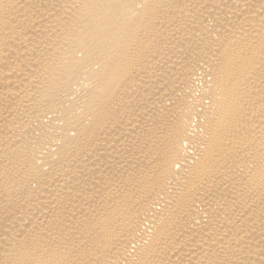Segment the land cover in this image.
Listing matches in <instances>:
<instances>
[{
	"label": "bare ground",
	"instance_id": "6f19581e",
	"mask_svg": "<svg viewBox=\"0 0 264 264\" xmlns=\"http://www.w3.org/2000/svg\"><path fill=\"white\" fill-rule=\"evenodd\" d=\"M0 264H264V0H0Z\"/></svg>",
	"mask_w": 264,
	"mask_h": 264
}]
</instances>
